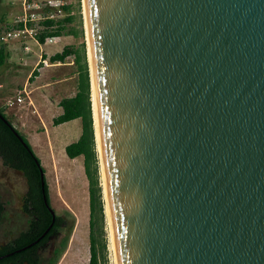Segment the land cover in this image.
Wrapping results in <instances>:
<instances>
[{"label": "water", "instance_id": "water-1", "mask_svg": "<svg viewBox=\"0 0 264 264\" xmlns=\"http://www.w3.org/2000/svg\"><path fill=\"white\" fill-rule=\"evenodd\" d=\"M86 4L118 264H264V0Z\"/></svg>", "mask_w": 264, "mask_h": 264}, {"label": "rangeland", "instance_id": "rangeland-1", "mask_svg": "<svg viewBox=\"0 0 264 264\" xmlns=\"http://www.w3.org/2000/svg\"><path fill=\"white\" fill-rule=\"evenodd\" d=\"M64 1L71 6L70 12L62 7L56 17L63 19L71 14L73 19L62 24L63 34L55 41L41 43L39 40L31 39L29 41L31 50L26 54L18 41H11L6 45L10 56L6 64L0 67L2 84L0 93L11 100L23 96L24 107L31 101L30 94L33 100H38L39 105H42L38 113L28 110L25 120L19 121L21 129L15 125L27 136L41 158L50 186L52 207L57 214L64 215L67 222L60 234L52 238L40 251L41 264L50 262L55 247L67 236V247L57 264H89L91 244L89 180L85 171L84 156L70 158L65 151L66 145L76 141L81 135L82 121L78 118L61 125L53 123L58 112L59 100L64 96L74 95L78 90L81 64L78 63L75 54L67 56L64 62H51L49 57L61 51L66 45H71L81 55V63H84L86 56L89 69L91 68L83 0L81 3L79 0ZM22 2L23 0H0V17L14 16L22 8ZM43 55L47 57L44 58ZM36 66L40 67L41 76L35 77L34 81L29 80V73ZM10 67L11 69L7 70ZM41 80L47 83H42ZM29 81L32 83L29 84ZM36 84L44 88L42 91L44 94L39 96L38 93L31 92L32 86ZM25 87H28L29 92ZM18 107L16 102L4 111L9 116L8 111H15ZM98 172L103 187L101 165ZM27 187L22 173L4 166L0 158V200L4 204L0 219V244L7 242L27 226L28 216L22 209ZM102 192L104 198V191ZM99 241L100 264H115L106 211L100 225Z\"/></svg>", "mask_w": 264, "mask_h": 264}, {"label": "trees", "instance_id": "trees-1", "mask_svg": "<svg viewBox=\"0 0 264 264\" xmlns=\"http://www.w3.org/2000/svg\"><path fill=\"white\" fill-rule=\"evenodd\" d=\"M81 3V0H79ZM70 12L71 6L64 5ZM69 14L63 19H47L44 21L46 28L38 35L41 43L45 42L48 35L60 36L63 34L64 24L71 21ZM3 17H0V22ZM75 54L80 65L78 90L74 95L63 97L59 104L63 111L53 119L55 125L80 118L82 133L79 138L66 145L65 151L70 158L84 156L85 171L89 180V208H90V263L100 264L99 231L101 221L105 216V201L103 187L99 177V151L96 141L94 115L92 108V89L90 69L86 56L81 63V55L71 45H66L61 51L50 56L51 62H64L67 56ZM10 56V51L4 44H0V67L5 65ZM47 55H44L46 58ZM38 66L34 68L30 80L40 74ZM0 106V158L4 166L20 171L27 182V190L23 196L22 209L28 216L27 226L16 236L0 244V264H41L40 251L45 248L52 238L57 237L61 229L67 225L66 217L56 213L55 219L45 203L47 197L52 206L50 186L45 176L44 190L41 182V170L45 171L41 158L35 152L33 145L14 124ZM4 204L0 200V219ZM68 244V236L63 238L54 249V256L46 264H57ZM20 249V250H18Z\"/></svg>", "mask_w": 264, "mask_h": 264}, {"label": "built area", "instance_id": "built-area-1", "mask_svg": "<svg viewBox=\"0 0 264 264\" xmlns=\"http://www.w3.org/2000/svg\"><path fill=\"white\" fill-rule=\"evenodd\" d=\"M64 5H67L64 0H23L22 8L14 16L5 17L0 22V44L6 46L11 41H18L26 54L31 50L29 41H38V35L46 28L44 21L57 19L56 15ZM57 37L48 35L45 42H53ZM22 100V96H18L16 100L9 99L6 104L13 106L16 101Z\"/></svg>", "mask_w": 264, "mask_h": 264}, {"label": "bare ground", "instance_id": "bare-ground-1", "mask_svg": "<svg viewBox=\"0 0 264 264\" xmlns=\"http://www.w3.org/2000/svg\"><path fill=\"white\" fill-rule=\"evenodd\" d=\"M83 6H84L87 41H88V46H89V58H90V66H91V84H92V101H93V109H94L97 146H98V151H99V156H100V165H101V172H102V178H103V187H104L103 191H104V198H105V211H106V216H107L108 223H109V226H110L111 242H112V247H113V251H114L115 264H118L117 253H116L115 234H114V229H113L112 213H111V207H110L109 198H108L107 181H106V176H105V169H104L102 149H101V140H100V133H99L96 86H95L93 60H92V54H91V43H90L89 26H88V21H87V4H86V0H83Z\"/></svg>", "mask_w": 264, "mask_h": 264}, {"label": "crops", "instance_id": "crops-1", "mask_svg": "<svg viewBox=\"0 0 264 264\" xmlns=\"http://www.w3.org/2000/svg\"><path fill=\"white\" fill-rule=\"evenodd\" d=\"M3 18H5V16H2ZM44 56V55H43ZM50 58V57H49ZM11 69V67L10 68H7V70H10ZM17 70H18V68H16ZM42 73V72H41ZM41 73L38 75V76H41ZM31 74H32V72H30L29 73V76H31ZM38 76H36V77H38ZM35 79V78H34ZM29 80H30V77H29ZM43 81H45V79L43 78L42 79ZM41 80V82L42 83H47V82H43ZM32 81H34V80H32ZM32 82H30L29 81V84H31ZM30 88V87H29ZM23 90V89H22ZM25 90L27 91L28 90V87L26 88L25 87ZM44 90V88L43 87H40V85L39 84H36V85H34V87L32 86V89H31V92L33 93H38L39 94V96H40V94H44V92H42ZM27 92H29V91H27ZM33 93V94H34ZM69 96H71V95H69ZM23 97V96H22ZM29 97L31 98V101L28 103V104H26V107H24V105H23V100H24V97H23V100L21 101V102H17V104L19 105V107L15 110V111H8V113H9V116L13 119V121H14V123H15V125L19 128V129H21L20 128V126H19V121H24L25 120V118H26V115L28 114V110H29V112H35V113H38L40 110H41V106L42 105H39V103H38V100H33V98H32V96L29 94ZM65 97V96H64ZM63 98V97H62ZM61 98V99H62ZM60 99V100H61ZM9 100V98L8 97H4V96H2V93H0V104H1V107H3L4 109L5 108H7V109H9L8 108V105L6 104V102ZM60 100H59V102H60ZM16 102L14 103V105L16 104ZM59 108H58V112H57V114L54 116V117H56L57 115H59V114H61L62 113V111H63V109H62V107L60 106V104H59V106H58ZM31 114V113H30ZM35 117V116H34ZM36 118V117H35ZM72 121V120H71ZM68 122H70V121H68ZM64 123H67V122H64ZM63 124V123H62ZM59 125H61V124H59ZM24 131V130H23Z\"/></svg>", "mask_w": 264, "mask_h": 264}]
</instances>
